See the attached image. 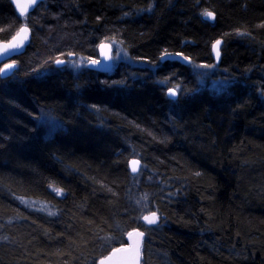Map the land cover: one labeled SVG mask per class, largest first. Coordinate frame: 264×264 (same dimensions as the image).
I'll return each mask as SVG.
<instances>
[{
  "label": "trees",
  "instance_id": "trees-1",
  "mask_svg": "<svg viewBox=\"0 0 264 264\" xmlns=\"http://www.w3.org/2000/svg\"><path fill=\"white\" fill-rule=\"evenodd\" d=\"M27 21L0 77V264H97L134 229L142 264H264V0H44ZM19 26L0 0V41ZM111 34L110 73L42 70Z\"/></svg>",
  "mask_w": 264,
  "mask_h": 264
},
{
  "label": "water",
  "instance_id": "water-1",
  "mask_svg": "<svg viewBox=\"0 0 264 264\" xmlns=\"http://www.w3.org/2000/svg\"><path fill=\"white\" fill-rule=\"evenodd\" d=\"M16 15L19 18H23L27 15H29L35 7L41 3L44 0H36L35 4H31V0H9ZM25 5H30L27 10H22ZM205 20H208L210 22H213V17H204ZM26 28V27H21L17 31L16 34H14L10 39L7 41H0V72H5V75H0V77L5 78L11 71L15 69V66L12 64V61L15 57L19 56L22 54L27 45L30 42V31L27 29V33L21 32V29ZM19 33V36L17 35ZM15 37V39H13ZM220 40V39H219ZM217 41V40H216ZM216 41L212 44L211 46V58L214 62L215 65H218L221 59V54L219 57L216 55V50L214 49V45ZM221 41V40H220ZM222 43V41H221ZM15 44L17 47L12 48L11 46ZM221 46V44H220ZM220 46H219V51H220ZM98 58L100 59L97 63L93 64L92 62H89L87 64V68L90 70H93L95 72H99L101 74H108L112 70V60L110 57L109 53V46L104 45L101 48L98 49ZM171 61V62H180L184 66H188L191 64V60L189 59H184V57L180 55H167L161 58V61ZM65 63L62 64H57L55 62L56 66H63ZM11 66V67H9ZM169 90L166 95L169 99L174 100L176 99V94L174 96H171L169 93ZM132 161H138V160H131L129 161V171L131 174H137L139 170L140 163L133 165ZM139 162V161H138ZM133 167L137 168L136 172H133L132 169ZM155 212H151L145 216H151ZM156 216L159 218L157 224L160 222V216L155 213ZM140 222L145 225L146 227H151V226H156L155 225H149L144 221L143 218L140 219ZM129 233H132L131 236H129ZM127 236H126V245L119 246L113 250H111L109 253H107L104 257L99 259L97 264H100V261L102 259H105L107 257L111 256V264H142V248H143V242H144V233L139 230V229H134L130 231ZM138 233H143V236L138 235ZM119 250V251H116ZM137 251L139 252V256L137 258Z\"/></svg>",
  "mask_w": 264,
  "mask_h": 264
},
{
  "label": "rangeland",
  "instance_id": "rangeland-1",
  "mask_svg": "<svg viewBox=\"0 0 264 264\" xmlns=\"http://www.w3.org/2000/svg\"><path fill=\"white\" fill-rule=\"evenodd\" d=\"M204 17H207V16L204 14L203 18ZM24 25H28V21H27L26 17L25 18H20V26H19V28H21ZM19 28H18V30H19ZM17 31L14 34H16ZM104 45H108L109 46V53H110V57H111V60H112V65H113L112 71L116 68L117 65H119L118 63H120L122 61L123 62H128V59L126 58V55L124 53V49L122 47V44H121V42L119 41V39L117 38L116 35L111 34V36H107V37L105 36L104 39H101V41H99V43L97 45V48H101ZM173 55H175V54H173ZM161 58H160V61H161ZM56 60H62V61H64L65 64L63 66H60V67L56 66L55 65V61ZM99 60L100 59H98V57L77 56L72 51L71 52L67 51V54H65V56H63V54L54 56V53H53L51 55V59L43 62V65L41 67H42V70H44V71L50 69L52 66H55L57 68H65L67 70H71V71H73L75 73V72H78V70H80L81 68H83L85 66L87 67V64L89 62H92V61H97L98 62ZM12 64L15 66V69L13 71H11L5 78L9 77L18 68L17 62H15V61L13 62L12 61ZM214 66H216L214 63H213V66H208V67H206V66H196L197 68L193 67L192 71H193L194 75H197L200 78H203L206 75H207V77H209V74H211V72L214 70L213 69ZM173 84L174 83H171L170 87H168L167 90L176 91L177 88ZM56 193L58 195L60 194V192H56ZM25 203H27L31 207L37 208L39 210H43V209L46 210L47 209V207L45 205L41 204V203H37V202H25ZM147 214H149V212L144 214L141 218H143Z\"/></svg>",
  "mask_w": 264,
  "mask_h": 264
},
{
  "label": "snow or ice",
  "instance_id": "snow-or-ice-1",
  "mask_svg": "<svg viewBox=\"0 0 264 264\" xmlns=\"http://www.w3.org/2000/svg\"><path fill=\"white\" fill-rule=\"evenodd\" d=\"M35 3H36V0H31V4H35ZM29 6L30 5H25L22 10H27V8ZM204 14L206 16H208V17H213V13L212 12H205ZM27 31H28L27 28L21 29V32H23V33H27ZM17 35L19 36V33ZM13 39H15V37ZM220 44H221V41L220 40H217L216 43H215V45L213 46L214 49L216 50L217 57H219V55H220V51H219ZM11 47L12 48H15V47H17V45L13 44ZM167 55H169V54L168 53H165V56H167ZM184 59L187 60L188 58L187 57H184ZM55 62L57 64L64 63V61H62V60H56ZM92 63L95 64V63H97V61H92ZM9 67H11V66H9ZM206 67H208V66L206 65ZM5 74H6V71L5 72H0V75H5ZM169 94L171 96H174L176 93H175V91H170ZM132 163H133V165H136L139 162L138 161H132ZM132 171L133 172H136L137 171V168L136 167H133ZM145 199H146V197H145ZM143 219H144V221H146L147 224H149V225H155V224H157L159 218L156 216L155 213H153L151 216H144ZM131 235H132V233H129V236H131ZM138 235L143 236V233H138ZM116 251H119V250H116ZM138 256H139V252L137 251V258H138ZM111 259H112L111 256L110 257H107L105 259H102L100 261V264H111Z\"/></svg>",
  "mask_w": 264,
  "mask_h": 264
},
{
  "label": "flooded vegetation",
  "instance_id": "flooded-vegetation-1",
  "mask_svg": "<svg viewBox=\"0 0 264 264\" xmlns=\"http://www.w3.org/2000/svg\"><path fill=\"white\" fill-rule=\"evenodd\" d=\"M28 16V15H27ZM27 16H25L26 17V19H27ZM25 17H23V18H25ZM208 21V20H207ZM208 22H210V21H208ZM212 23V22H211ZM23 27V26H22ZM24 27H26L27 29H29V31H30V40H31V29L28 27V25H24ZM98 49L99 48H96V51H97V57H98ZM99 59V58H98ZM165 61H168V60H165ZM13 62H14V60H13ZM162 62H164V61H162ZM179 63V62H178ZM179 64H181V63H179ZM182 65V64H181ZM184 66V65H183ZM112 71V70H111ZM99 73V72H98ZM169 90H167L166 91V93L168 92ZM175 93H176V91H175ZM171 100V99H170Z\"/></svg>",
  "mask_w": 264,
  "mask_h": 264
},
{
  "label": "bare ground",
  "instance_id": "bare-ground-1",
  "mask_svg": "<svg viewBox=\"0 0 264 264\" xmlns=\"http://www.w3.org/2000/svg\"><path fill=\"white\" fill-rule=\"evenodd\" d=\"M213 21H214V17H213ZM217 40H219V39H217ZM215 41H216V40H215ZM215 41H214V42H215ZM214 42H213V43H214ZM213 43H212V44H213ZM221 44H222V43H221ZM211 46H212V45H211ZM170 55H173V54H170ZM177 55H180V56H182V57H185V56H183V55H181V54H177ZM210 55H211V47H210ZM164 56H165V55H164ZM164 56H163V57H164ZM211 59H212V58H211ZM212 61H213V60H212ZM179 63H180V62H179ZM213 63H214V62H213Z\"/></svg>",
  "mask_w": 264,
  "mask_h": 264
}]
</instances>
